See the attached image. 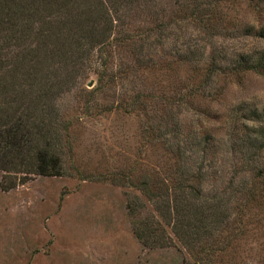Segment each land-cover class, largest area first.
<instances>
[{
	"label": "rangeland",
	"instance_id": "obj_1",
	"mask_svg": "<svg viewBox=\"0 0 264 264\" xmlns=\"http://www.w3.org/2000/svg\"><path fill=\"white\" fill-rule=\"evenodd\" d=\"M129 5L105 44L1 33L2 128L62 173L0 169V264H264V0Z\"/></svg>",
	"mask_w": 264,
	"mask_h": 264
},
{
	"label": "trees",
	"instance_id": "obj_2",
	"mask_svg": "<svg viewBox=\"0 0 264 264\" xmlns=\"http://www.w3.org/2000/svg\"><path fill=\"white\" fill-rule=\"evenodd\" d=\"M87 1L84 8L79 6V0H0V39L1 33L10 25L9 29L17 28L13 34H19L21 39L34 38L40 49L49 48L51 43L52 51L68 42L77 47L80 44H105L113 32H124L127 25L124 11L131 6L129 3L137 0ZM101 21L103 24H99ZM2 87L7 92V86ZM31 121L21 119L19 124L6 129L2 126L7 120L0 122V169L14 170L26 176L61 175L59 156L50 154V146L41 144V140L49 137L51 129L44 122L36 123L38 139L34 142ZM136 232L145 243L153 237L149 228L145 231L139 226Z\"/></svg>",
	"mask_w": 264,
	"mask_h": 264
},
{
	"label": "water",
	"instance_id": "obj_3",
	"mask_svg": "<svg viewBox=\"0 0 264 264\" xmlns=\"http://www.w3.org/2000/svg\"><path fill=\"white\" fill-rule=\"evenodd\" d=\"M90 85H92V83H90Z\"/></svg>",
	"mask_w": 264,
	"mask_h": 264
}]
</instances>
